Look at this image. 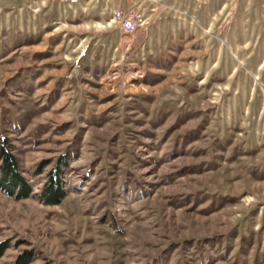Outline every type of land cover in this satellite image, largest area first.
I'll return each instance as SVG.
<instances>
[{
    "label": "rangeland",
    "instance_id": "374dc122",
    "mask_svg": "<svg viewBox=\"0 0 264 264\" xmlns=\"http://www.w3.org/2000/svg\"><path fill=\"white\" fill-rule=\"evenodd\" d=\"M125 7L0 0V264H264V0Z\"/></svg>",
    "mask_w": 264,
    "mask_h": 264
},
{
    "label": "trees",
    "instance_id": "16d2710c",
    "mask_svg": "<svg viewBox=\"0 0 264 264\" xmlns=\"http://www.w3.org/2000/svg\"><path fill=\"white\" fill-rule=\"evenodd\" d=\"M5 143L0 148V189L10 197L25 199L31 196L33 189L30 183L21 173L17 158L5 147ZM67 163L60 161L55 175L50 178L42 193L45 203L48 205L59 204L65 197V191L59 175L63 172L62 167ZM55 172V173H56ZM31 252L21 256L17 264H30Z\"/></svg>",
    "mask_w": 264,
    "mask_h": 264
},
{
    "label": "built area",
    "instance_id": "2783aa9c",
    "mask_svg": "<svg viewBox=\"0 0 264 264\" xmlns=\"http://www.w3.org/2000/svg\"><path fill=\"white\" fill-rule=\"evenodd\" d=\"M150 0H125L127 7L115 9L113 18L121 31L134 34L143 26L142 9Z\"/></svg>",
    "mask_w": 264,
    "mask_h": 264
}]
</instances>
